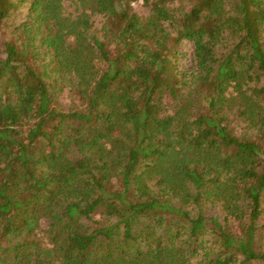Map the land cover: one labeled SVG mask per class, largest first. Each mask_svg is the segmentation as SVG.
Listing matches in <instances>:
<instances>
[{"label":"trees","instance_id":"obj_1","mask_svg":"<svg viewBox=\"0 0 264 264\" xmlns=\"http://www.w3.org/2000/svg\"><path fill=\"white\" fill-rule=\"evenodd\" d=\"M24 2L0 39V264H264V0H0V33Z\"/></svg>","mask_w":264,"mask_h":264},{"label":"rangeland","instance_id":"obj_2","mask_svg":"<svg viewBox=\"0 0 264 264\" xmlns=\"http://www.w3.org/2000/svg\"><path fill=\"white\" fill-rule=\"evenodd\" d=\"M134 12L138 15H144L146 14V9L142 6L141 2L133 3L131 4ZM28 9V3L24 2L21 4H18L16 11L13 13L12 17L9 19V22L7 23L5 32L0 33V39L9 38V34H11V25H18L21 22H23L26 18ZM64 9L65 12L68 14L75 15L76 12H78V7L76 4H74L72 1H65L64 2ZM95 19V28L94 32L95 35H97L99 38H101V24L102 19L101 17H94ZM178 66L179 70L183 71L184 69H190L193 65V46L190 42L182 41L178 47ZM57 80V78H55ZM70 79L68 76L63 77L59 80V84L57 87L56 83V93H55V106L56 108L59 107L63 111H67L68 109L76 108L78 106V99L75 97L76 95L70 91ZM58 89V90H57ZM235 132L237 135H242L244 132V126L241 124L235 125ZM264 219V217H263ZM236 230V229H235ZM262 250L264 251V247H262Z\"/></svg>","mask_w":264,"mask_h":264}]
</instances>
